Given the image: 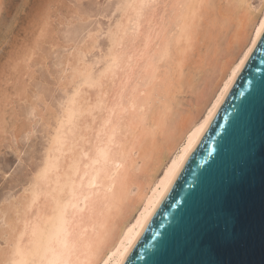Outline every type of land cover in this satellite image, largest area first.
<instances>
[{"label": "bare ground", "instance_id": "obj_1", "mask_svg": "<svg viewBox=\"0 0 264 264\" xmlns=\"http://www.w3.org/2000/svg\"><path fill=\"white\" fill-rule=\"evenodd\" d=\"M226 4L240 7L225 10L221 5ZM115 10L119 16L108 30L101 68L85 58L97 47V33L90 32L63 54L60 75L65 80L59 85L72 86V91L60 107L33 181L0 208V264H120L130 248L128 230L133 229L132 245L143 227V218L137 224L140 210L160 200L164 191L156 187L166 170L164 161L150 180H143V162L152 129L169 103L167 84L174 70L182 62L187 73L198 62L207 35L218 30L225 16L233 20L226 30L238 38L233 66L244 62L264 20V0L258 6L251 0H121ZM75 14L84 21L90 17L81 10ZM56 34L47 16L43 31L37 29L32 44L17 55L18 78L31 74L28 59L38 54L39 41L56 45ZM215 102L209 93L201 110L175 134L172 158ZM7 129L0 127V137Z\"/></svg>", "mask_w": 264, "mask_h": 264}, {"label": "snow or ice", "instance_id": "obj_2", "mask_svg": "<svg viewBox=\"0 0 264 264\" xmlns=\"http://www.w3.org/2000/svg\"><path fill=\"white\" fill-rule=\"evenodd\" d=\"M203 3L204 0H201V4ZM64 7H68L75 14L80 4H66L65 0H27L17 5L14 12L5 14L8 9L7 0H0V17H2L0 19V127L7 128L14 119H17L20 111L29 103V99L36 98L32 94V89L41 87L38 82L21 80L14 75L20 64L17 52L22 46L28 47V44H21V34L33 33L37 29L43 31L47 15ZM221 7L228 10L240 5L226 4ZM232 26V18L225 16L218 30L207 35L206 51L201 54L198 62L187 73L183 71L181 62L167 84L169 103L163 119L152 129L150 153L145 155L143 162V180H150L160 161H164L163 168L166 170L163 171V176L156 185L157 188L163 187L164 191L160 200H150L140 210L137 224L140 223L141 218L144 219V224L141 233L137 234L138 237L149 229L151 215L173 191V186L179 183L183 189L188 184L187 181L181 182V180L185 170L193 171L187 167L189 158L193 157V162L197 163L199 168H204L207 164L206 158L201 157L197 161L194 157L196 145L202 142L198 137L204 136L211 125L215 110L223 102L222 98L228 94L230 85L243 63L241 61L240 64L233 66L238 49V38L235 32L230 34L226 30ZM258 31L264 33V20L260 21ZM24 38L27 39L26 35ZM32 50L34 51V47ZM209 93L214 95L216 102L207 109V118H203L202 123L198 121L197 126L187 133V143L172 158L169 150L173 137L180 132L186 121L195 117L201 110L202 105L209 99ZM236 95L245 97V91H239ZM255 103L256 97L252 96L235 104L231 108L234 113L232 132L221 129L217 133L221 137L217 142L218 149L214 150L210 147L207 150V157H213L214 151H218L221 155L230 152V156L227 165L216 175L212 183L215 211L211 215L201 214L193 224L182 225L179 219L174 221L177 228H183V239L179 250L184 258L179 264H231V261L221 259L220 254L246 253L253 243V230L243 222V214L257 193L260 203L261 242L264 243V83L259 86L262 128L258 138L252 132L251 106ZM225 118H228L227 114ZM236 131H241L243 134L242 147L229 149L228 139ZM194 138H197L195 143ZM208 140L211 141L212 137H208ZM201 175L203 174L198 173L193 176L192 181L199 185ZM196 198L195 191L189 190L186 193V202ZM167 207L172 208L174 205L168 204ZM132 231L133 229L130 228L126 234L130 247ZM161 235L152 231L151 239L155 241ZM173 242V237H165L160 240L158 247L165 250Z\"/></svg>", "mask_w": 264, "mask_h": 264}, {"label": "rangeland", "instance_id": "obj_3", "mask_svg": "<svg viewBox=\"0 0 264 264\" xmlns=\"http://www.w3.org/2000/svg\"><path fill=\"white\" fill-rule=\"evenodd\" d=\"M251 1L255 6H258L260 3V0ZM24 2H27V0H7L8 9L5 14L14 12L16 6ZM119 2H121V0H65L66 4L79 3V10L90 16L86 21H84L85 19L82 20L80 16L78 17V14L71 13L68 7L56 9L54 12L47 15L52 22L53 28L56 30V38H58V41L56 45H52L51 42L45 41L44 43L43 41H39L37 44L38 54H36L34 58L28 59L32 67V72L30 70L29 74H35L31 76V74L28 75V72H24L25 76L22 75V80L28 79L34 83L38 82L41 84V87L39 89H32V92L35 91L32 94L36 98L29 99L30 102L20 111L18 118L14 119L7 127L6 133L3 131L5 134L4 137L2 136L3 133L1 135L2 139L0 137V208L4 202L19 196L24 188L30 185L39 167L43 163L46 149L50 143L49 140L53 132L52 130L54 129L53 127H55V122L61 112L60 107L67 93L72 91V86H68L69 88L64 85L62 88L60 86L65 80V78L63 79L62 77V67H64V64L60 61H64L66 53L69 54L75 49L73 48L75 43L80 42V40L84 39L90 32H94L97 33L99 38L97 47L92 53L85 54V58L88 62H93L96 69L101 68L104 65V55L109 45L108 30L119 16V12L115 10ZM70 13L71 16L67 19ZM71 19L75 21L72 23ZM25 35L27 39L24 38ZM33 37L34 32L27 34L22 33L20 37L21 44H32ZM29 41L31 42L30 44L28 43ZM22 51L23 46L17 52V55ZM19 74L20 73L16 69L14 75L17 77ZM21 74H23V72ZM60 74H62V76ZM32 77L34 79H32ZM34 105L38 107H36V110H39L38 112L34 110ZM49 108H52L55 112L51 113ZM35 112L39 114H34ZM41 115L45 118L43 119ZM17 125L20 126L22 130H20ZM25 125L28 127H25L26 131L24 132L23 129ZM14 126H17L19 130L13 128ZM18 132H21V134ZM3 225L4 220L0 219V227ZM0 243L4 244L2 238L0 239Z\"/></svg>", "mask_w": 264, "mask_h": 264}, {"label": "water", "instance_id": "obj_4", "mask_svg": "<svg viewBox=\"0 0 264 264\" xmlns=\"http://www.w3.org/2000/svg\"><path fill=\"white\" fill-rule=\"evenodd\" d=\"M264 83V33H260L240 69L235 80L230 85L228 94L223 97V102L219 104L212 117V123L202 137H198L202 142L196 145L194 157L198 161L204 157L207 164L204 168H199L193 162V157L189 158L188 168L183 173L181 182L187 181L185 188H181L179 183L173 186V191L160 203L155 212L151 215L149 229L137 236L124 256L120 264H179L184 258L179 250L183 239V228H177L174 221L179 219L183 224H193L201 214L211 215L215 211L212 196V183L216 175L227 165L230 152L224 155L213 152V157H207L208 148L218 149V141L221 139L218 132L227 129L232 132V120L234 113L231 108L235 104L241 103L248 97L255 96L256 103L251 106L253 112L252 132L258 138L261 134L262 114L259 103V86ZM245 91V97H238L239 91ZM227 114V119L225 115ZM227 135V133H224ZM212 137V140H208ZM243 134L241 131L233 132L227 142L229 149L242 147ZM202 173L201 183L197 185L192 181V177ZM190 185V187H189ZM195 191L197 198L186 202V193ZM179 193V195H177ZM175 197V199H173ZM168 204L174 207L168 208ZM167 213V214H166ZM243 222L253 230V243L250 249L243 254L223 252L220 258L231 261V264H264V243L261 242V218L259 194H255L252 202L245 208ZM142 229L139 233H141ZM162 234L159 239L152 240L151 232ZM165 237H173L174 242L165 250L158 247L160 240ZM145 245H148L147 247Z\"/></svg>", "mask_w": 264, "mask_h": 264}, {"label": "clouds", "instance_id": "obj_5", "mask_svg": "<svg viewBox=\"0 0 264 264\" xmlns=\"http://www.w3.org/2000/svg\"><path fill=\"white\" fill-rule=\"evenodd\" d=\"M0 19H2V17H0Z\"/></svg>", "mask_w": 264, "mask_h": 264}]
</instances>
